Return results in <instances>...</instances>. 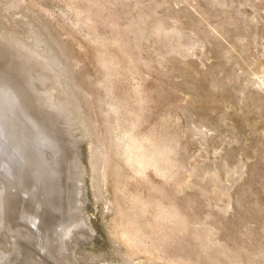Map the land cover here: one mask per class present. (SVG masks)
<instances>
[{
	"label": "rangeland",
	"instance_id": "obj_1",
	"mask_svg": "<svg viewBox=\"0 0 264 264\" xmlns=\"http://www.w3.org/2000/svg\"><path fill=\"white\" fill-rule=\"evenodd\" d=\"M1 10L18 17L24 35L40 28L61 49L60 35L74 81L100 102L103 123L85 141L73 138L84 187L61 188L70 174L61 169L53 185L54 173L35 160L39 138L56 157L49 123L20 150L19 163L26 152L35 167L3 174L11 182L5 217L17 228L12 249L21 256L12 252L10 261L39 258L48 229L76 228L66 207L83 188L84 252L114 258L117 246L132 264H264V0H0ZM4 76L0 69L1 82L16 86ZM5 126L0 104V149L9 156L18 131L8 128V136ZM96 133L106 163L99 200L91 181Z\"/></svg>",
	"mask_w": 264,
	"mask_h": 264
},
{
	"label": "bare ground",
	"instance_id": "obj_2",
	"mask_svg": "<svg viewBox=\"0 0 264 264\" xmlns=\"http://www.w3.org/2000/svg\"><path fill=\"white\" fill-rule=\"evenodd\" d=\"M6 12L7 10H1L0 18L2 21H5L6 24H8L7 27H9L12 31L5 29L4 25L0 23V29H2L1 31L2 33H5L4 35L0 34V69L6 78H9V80L16 84V86L11 87L9 85L10 87H7V85L0 80V104L3 107L4 117L8 124V126H5L6 134L8 135V133L12 132L10 129V132L7 133L8 128H12L13 130L16 129L18 134L16 133L17 137H15L13 141L10 139V142L12 143L9 142L8 148L6 149V151L12 149L13 154L6 156L5 150L0 149V167L3 165L2 167L5 168L4 171L0 170V264H16L13 260L10 261V258L13 257V255H11L12 252L13 254H16L17 258L20 259L21 257L19 255V250H16V248L14 250L12 249L13 246H15L14 238H16L17 228H13V226L8 223L5 217L7 214L5 201L6 197L10 194V192L8 194L7 190L8 186H11V182H8V179H6L3 174L8 173L10 175L12 172L11 167L14 169L18 166H24L25 164L27 169L29 167H35L36 162H34L32 155L29 156L26 152V158L24 160L25 164L19 163L22 161L20 158V150L24 147L26 142H29L27 144L28 147L32 146L34 142H36L31 140L33 137L30 135L38 132V128L42 122V124H50V126H48L50 128V132L57 141V148L53 147L52 149L54 150L53 155L56 157H54V159L51 158L52 154L49 153L44 146V141L39 138L40 140H37L38 146L36 143V149L34 148L35 160L38 162L39 160L43 162L46 165L45 167L51 170V172L54 174L56 173L54 170L57 169H61L62 172L70 173L67 178L61 181V188L65 187L67 184L74 186L78 183L80 185L85 183L81 174V171L84 169L79 166V164H81L79 163L80 160L78 157L79 147H74L72 142H76L77 139L73 140L75 136L80 137L83 141H85L86 138L88 139V136L91 137V132L89 131L91 129V123L89 119L90 108L88 107V102L85 104L84 99L81 98L84 96H82V93L84 92L82 91V93H80L79 87L77 86L78 83L76 84L74 81L72 70L70 69L71 65L68 66L66 54L64 55L61 49L58 51V48H56L58 46L55 42H50L51 40L48 41L46 38L44 39L42 32H40L41 30H39L40 28L30 26L28 32L25 30V35L22 34L21 31L23 27L17 22L18 17L16 18L15 22L11 19L9 14H6ZM25 25L29 26L27 22ZM77 76L78 74L76 75V78L79 79ZM78 82L80 81L78 80ZM98 103L95 104L93 102L94 111L97 115L100 114L101 108L100 102ZM92 114H94V112ZM35 119L39 120L40 122L36 121ZM99 119L100 120L95 122H101V114ZM1 120L3 121V119ZM97 135L100 137L99 133ZM96 140L97 139H93V141H90L93 142V149H96V151L98 150L96 153H94L95 150L92 152V158L94 160H92L94 174L92 173L93 179L91 178V181L93 180V187L96 190L95 192L93 191L97 196V198L96 196L95 198L96 200H99L98 195H105H103L104 192L99 194L101 185H99L100 182L98 179V174L101 170L100 165L102 166L104 163H99L98 161V157H100L99 155L103 152V150L99 147L100 141ZM87 142H89V140ZM101 143L103 144V140H101ZM80 144L81 143L78 145ZM57 154L59 155V159ZM103 155L104 154H102V157L100 158H103ZM13 160H15V164L12 162L8 165L6 164L7 162ZM99 160L101 161L102 159ZM54 174L51 178L53 185L57 184V179L60 178L57 174ZM83 175L86 177L85 174ZM71 185L70 187H72ZM81 189L83 190V188ZM81 189L74 197L69 199L66 207L68 213L71 212V218H74L77 227L71 228L70 224H67L60 227L58 230L53 227L48 229V236L51 237V239L49 242H46L45 246L47 249L42 253V255L38 254L39 258L32 253H27L28 255L26 254V256H23L22 254V257H24L22 264H42V261L43 264L44 262L46 264H118V261L125 262L126 264H132L131 262L124 261V258L119 256L120 252L121 255L123 252L121 248H117V246L114 247V258H105L99 253L96 254L95 252H91L92 250L85 252L83 251V243H81V239L85 237L86 228L84 229V227H86L88 223L83 211L85 200L81 197V194H83L81 193ZM84 195L85 194H83V197ZM104 197H102L103 199L100 197V199L104 201ZM105 202L106 201H104L102 205L105 204L106 206L107 203ZM9 211L10 210H8V212ZM30 213L35 214V212L32 213V211H30ZM65 216L66 215L64 214L63 217L65 218ZM63 222L68 223L69 217L66 216ZM73 226L75 227V225ZM91 228L92 227L90 226V230ZM91 231H93L94 235L95 231ZM110 240L111 239H109V241ZM113 242L114 241L110 242V244Z\"/></svg>",
	"mask_w": 264,
	"mask_h": 264
},
{
	"label": "water",
	"instance_id": "obj_3",
	"mask_svg": "<svg viewBox=\"0 0 264 264\" xmlns=\"http://www.w3.org/2000/svg\"><path fill=\"white\" fill-rule=\"evenodd\" d=\"M159 28H161V27H159ZM53 33H55V32H53ZM56 35H57V39L59 40V42H60V47H61V50H62V52L64 51L65 52V54L67 55V57H68V60H70V63H71V65H72V67L70 66V69L72 70V74H73V78L75 77L76 78V70H75V67H74V61H73V59H72V57H71V55L67 52V50H66V47L64 46V44L61 42V38H60V35L58 34V33H56ZM58 51H59V48H58ZM69 62V61H68ZM77 80V79H76ZM82 98V97H81ZM91 99V97L89 96V93H87V92H84V101H85V103H87L88 102V104L90 105V111H89V108H88V111H89V118H90V123H91V126H92V131H93V133L95 134V126H96V128L97 129H100L101 128V123H100V121H98V124H95L94 123V119H93V111H92V108L94 109V105H93V102H92V100H90ZM95 104H97V103H95ZM95 108H96V105H95ZM105 129V127L103 128V130ZM102 129H101V131L102 132H104ZM106 130V129H105ZM105 133V132H104ZM98 140L100 141V137L98 136ZM99 147H102V143H101V141H100V146ZM104 152H106V149H105V147H104ZM105 163V162H104ZM37 176L39 177L40 176V173L39 174H37Z\"/></svg>",
	"mask_w": 264,
	"mask_h": 264
}]
</instances>
